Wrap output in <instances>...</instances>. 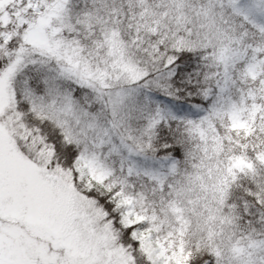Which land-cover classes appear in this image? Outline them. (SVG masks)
I'll return each mask as SVG.
<instances>
[{
    "label": "snow or ice",
    "instance_id": "obj_1",
    "mask_svg": "<svg viewBox=\"0 0 264 264\" xmlns=\"http://www.w3.org/2000/svg\"><path fill=\"white\" fill-rule=\"evenodd\" d=\"M0 264H264V0H0Z\"/></svg>",
    "mask_w": 264,
    "mask_h": 264
}]
</instances>
